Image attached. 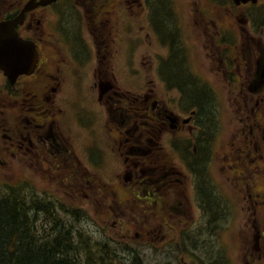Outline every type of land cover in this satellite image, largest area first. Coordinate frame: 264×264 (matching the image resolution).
I'll return each mask as SVG.
<instances>
[{"label":"flooded vegetation","instance_id":"1","mask_svg":"<svg viewBox=\"0 0 264 264\" xmlns=\"http://www.w3.org/2000/svg\"><path fill=\"white\" fill-rule=\"evenodd\" d=\"M40 1L0 0V22L15 19L25 6ZM74 1L77 6L73 5ZM263 1L236 3L235 0H228L230 12L241 29L240 37L251 32L261 35L259 40L248 36L242 48L236 45L235 40L230 46H224L223 40L230 39L228 34H224L222 25L219 27V21L216 25L211 23L213 30L210 31L215 50L212 55L216 57L213 60L217 61L218 74L223 76L230 92L236 91L239 85L243 86L242 93L245 95L241 99H245V107H239V111L241 114L251 113L239 118L245 126L238 127L234 134L237 141L233 145L236 144V149L229 148L225 154L216 155L217 161L222 163L219 170L246 201L242 208L244 214H248L242 226L248 234L243 240L245 264H264V21L259 15L264 11V6L253 7V4L259 5ZM171 7V0H54L26 11L23 22L15 26V31L23 40L34 45L37 59L30 72L21 73L14 80L5 70L0 71V164L9 169V162L19 161L29 168L28 172L43 173L45 182L49 177L52 184H90L93 187L89 191L94 198L104 199L112 195L119 204L123 202L122 186L116 184H123L124 192L130 193L129 201L136 203L142 199L161 208L163 203V207L170 211L166 222L154 226L155 230L169 228L168 221L176 218L180 229H192L191 234L182 232L180 236L187 234L185 242L189 241L196 248V241H192L193 233H197L194 231L213 232L218 222L228 215V207L216 192L218 182L213 177L212 167L218 162L213 163L211 150L201 140L204 137L203 141L210 138L213 141L215 137L199 117L200 114L204 115L203 107H206L202 105L201 98L206 97L203 87H208L207 84H197L193 78L188 81L193 84L185 83L187 73L183 71L182 59H176L183 50L169 47L161 57L156 52L151 53L154 64L150 67L153 76L163 81L166 90L171 88L170 85L178 84L180 95L165 97L162 101L152 80L149 96L142 103L137 96L129 99L122 95L121 99L115 101L117 106L111 112L109 106L110 93L117 94V89L107 79L111 73V68L107 67L112 60L113 67L120 66L117 61L121 58H117V51L113 49L117 41L125 40L121 35L122 30L137 28L144 20L148 41L154 37L162 44H171V39L175 41L176 37L161 32V24L167 27L164 22L166 15L169 18L173 10ZM199 8L197 5L196 9ZM121 9L127 13H122ZM238 9L242 10L238 12ZM140 12L142 15H138ZM63 13L65 18L71 20L68 28L62 26L58 19L63 17ZM210 13L204 8L198 16L206 20ZM63 28L66 30L63 31ZM113 28L115 37H112ZM87 33L94 40L91 43L85 37ZM133 46L132 41L125 46L124 61L137 72L138 68L132 67L137 53ZM82 52L85 59L79 60L77 57ZM70 66L76 70L74 80L82 71L81 76L91 70L90 83L84 86V91L94 95L98 92L100 103L97 100V105L102 114L95 121L87 115L84 118L82 110L79 115L76 111L71 117L73 120L76 118L77 127L69 126L65 117L61 118L66 105L70 108L77 105L70 101L73 90L62 95L72 87L70 79L63 76L64 71L67 76L70 75ZM79 66L84 68L81 72L77 71ZM173 66L179 73L174 71L170 81L164 70H170ZM130 69L127 76H131ZM188 85L201 87L197 96L194 89H188ZM149 97L155 99L151 104L147 103ZM101 101L106 102L104 106ZM195 101L200 103V110H187L190 105L196 104ZM116 112L120 113V117H112ZM64 115L68 119L69 114L65 112ZM110 116L121 124L116 126L108 118ZM213 118L210 117L211 122ZM137 120L140 122L138 125ZM90 122H95L97 135L93 134V139L106 138L107 144L114 147L118 146L116 139L119 138L116 154L122 160L123 170L114 174L105 171L104 175L103 171L97 169L105 167L100 143L91 147L85 142L90 135L80 138ZM133 123L137 125L136 133L128 137L124 132L131 130ZM138 132L140 136L136 135ZM169 144H172V148L174 146L172 152L168 150L172 149ZM127 146L128 149H124ZM93 149L98 152L92 154ZM92 165L96 170L91 172ZM22 181L32 183L28 177H23ZM129 189L132 192L143 191L144 195L141 197L138 192L135 200ZM74 195L78 197L79 192ZM113 212L116 222L120 223V211L118 213L115 209ZM206 215L210 219L204 223ZM170 230L173 231L172 226Z\"/></svg>","mask_w":264,"mask_h":264},{"label":"rangeland","instance_id":"2","mask_svg":"<svg viewBox=\"0 0 264 264\" xmlns=\"http://www.w3.org/2000/svg\"><path fill=\"white\" fill-rule=\"evenodd\" d=\"M73 5L77 6V3L74 1ZM171 5L173 10L169 13V18L166 15L167 20L165 19V15L161 13V17L165 19L164 23L167 24V27H164L160 23L162 26L161 32L163 34L169 33L176 37L175 41L171 39V44H162L154 37L151 41H148L147 29L145 28L147 25L142 16V25L139 24L137 28L130 27L128 31L122 30L121 35L125 37V40L123 42L117 41L113 49L117 51V58H121L117 61V64L120 66L118 68L113 67L114 60H112L107 67L111 68V73L107 75V79L117 89V94L110 93V98L113 99V101L110 99V112L117 106L115 101L121 99L122 95L129 97V99L137 96L139 97L137 99L138 101H144L147 96H149L148 91L151 87L152 80L162 101L165 97H177L178 94L180 95L178 84L177 86L176 84L175 86L170 85L171 88L166 90L163 86V81L155 75L153 76L150 66L154 60L150 55L156 52L161 57V55L168 52L169 47L172 49L176 48L177 50L181 49L183 53H180L176 59L179 61L182 59L183 71L187 73L185 74V83H189L188 81H190V78H193L196 80L195 82L197 84H207L208 86L206 88L203 87L206 97H202L203 99L201 98V100L203 101L202 105L204 104L206 107H203L204 115H201L199 112V117L202 124L206 125L207 130L215 136L213 141L211 138L208 141H203L205 138L201 137L202 143L207 149L211 150L214 163L217 161L216 155L225 154L228 152L229 148L234 149L236 147V144L233 145V143L237 141V139H234V134L237 133L238 127L245 126L240 122L239 118L246 116L248 113L250 115L251 113L248 111L241 114L239 111V107H245V101H243L245 99H241V96L245 95V93H242L243 86L239 85L236 91L230 92L226 86L227 82L223 79L222 75L218 74L219 70L215 66L217 61L213 60L216 57L212 55L213 52H215L212 36L210 34V31L213 30L212 24L216 25L217 21H219V27L222 25L225 29L224 34H228V39L230 40L224 39L222 43L224 46H230L235 40L236 45L242 48L248 36H254L259 40L261 35L249 32V35L243 38L240 37L241 29L237 23V19L234 18L230 12L231 9L228 0H171ZM197 5H199V9H196ZM257 6L262 8L264 6V1L259 5L253 4V7L257 8ZM204 8L211 11L210 17L206 18V20L198 16V13L202 12ZM241 10L242 9H238V12ZM259 10L260 9L257 11ZM121 11L122 13H127L125 9H121ZM233 11L236 12L235 10ZM261 12L259 15L261 14L260 16L264 21V11ZM140 14L141 12L138 15ZM62 15L64 17V13ZM63 17H59L58 19L61 20L62 26L68 28L71 20ZM210 18L212 22H210ZM246 27L247 22L245 28ZM65 28H63V31L66 30ZM73 28V26H70L71 30H74ZM175 28L178 31L177 33H175ZM178 33L180 36H177ZM85 37L90 43L94 41L88 33ZM112 37H115L114 28ZM140 37L141 39H139ZM130 41L134 43L133 48L137 49L135 60L132 62L134 65L132 67L138 68L137 72L130 69L131 67L124 61L123 52L125 46ZM77 58L79 60H84V52ZM128 68L130 69L131 76H127L129 73ZM83 69V67L81 68L79 66L77 71L80 70L79 72H81ZM69 70L71 71L70 75L67 76L66 71H64L63 76L70 79L72 87L68 88L62 95H67L73 90L70 101L77 105L71 106L70 108L62 101L61 103L66 105L64 109L67 115L69 114V117L67 119L64 112L61 118L65 117L66 123H69V126L77 127V120L75 117L73 120L71 114L77 111L79 115L83 111L84 118L88 116L90 119L96 121V118L102 116L99 106L97 105V100L98 103H100V99L97 98L99 94L97 91L96 95L84 91L86 90L84 86L90 83L91 70L81 76L83 73L82 71L80 76L76 77L78 82L76 78L74 80V73H76V70H74L72 66L69 67ZM143 70H145V72ZM147 70L149 71L148 73H146ZM174 71L177 74L179 73L175 70V66L170 70H164L166 77L170 81ZM187 87L190 90L194 89L195 96H197L198 90L201 89V87L198 86H194L193 88V86L188 85ZM91 89L94 90V88ZM126 97H124V99ZM148 100L149 102H147ZM148 100L146 102L151 104L155 99L149 97ZM195 102L196 104H192L186 109L189 111H199L200 103L197 101ZM105 103L106 102L101 101L103 106ZM174 113L178 114V111ZM119 114L120 113L116 112L112 117H120ZM211 116L214 117L212 122L210 121ZM112 117L110 116L108 118L115 122ZM122 119L124 120V118ZM94 123L95 122H90V125L85 127L83 130L84 136L81 135L80 138L90 135L89 139L85 138V142L91 147L97 145L96 143H100L102 147L100 153L103 155V165H105V167H98L97 169L103 171L104 175L106 173L105 171L114 174L121 169L123 170L124 166L122 160L116 154V150L120 143L119 138L117 137L116 139L118 146L114 147L107 144L108 140H106V138L100 137V139H98L94 137L93 139L92 135L96 134ZM118 124L120 125L121 123L119 121L115 122L116 126H118ZM136 124L138 125L140 122L137 120ZM136 124L132 127V129L135 127L133 132H131L132 129H127V131L124 132L128 137L131 136V133H136ZM115 132H118V130ZM140 134L141 133L138 132L136 135L140 136ZM124 139L125 137L123 140ZM169 148H172V144H169ZM124 149L127 150L128 146ZM168 150L172 152L174 146L172 149ZM97 152V150H92V154H96ZM9 163V169L0 164V190L4 189L7 183H10L9 185H23L26 194L38 196L40 199L51 200L56 207L55 213H57L64 222L72 225L75 230L79 229L84 231V233L91 236L93 241L95 240L96 242L108 244L110 250L114 252L115 257L117 256L114 264H130L134 256L137 255L142 260L143 264H245L243 240H245L248 234L244 231L242 226L248 214L245 215L242 208L246 205V201L239 194L237 188H233L230 185L233 183L228 182L225 175L219 170V165L222 166L220 161L215 167H212V171L215 181L218 182L216 192L223 197L222 202L228 207V215L222 222H218L219 225L213 232L194 231L198 233H193L194 236H192V241H196V248L192 246L189 241L185 242L188 238L185 236L187 234L180 236L182 232L191 234L192 229H186L187 231L180 229L176 218L168 221L169 228L163 227L162 229L155 230L154 226L166 222L165 218H169L170 211L163 207V203L161 204V208L159 205L153 206L150 203L147 204L142 199H139L136 203H133L132 200L129 201L128 196L130 193L126 194V192H124L123 184H116L117 186H122L121 195L123 196V202L121 204H119L118 201H114L112 195L104 199L95 196V198L98 199L96 201L94 195L89 191V189L93 187L90 184H52L49 177L46 178L48 180L46 181L48 183H46L43 178V173L28 172L29 168L22 165L19 161ZM93 166L94 165H92V167ZM95 170L96 167H93L90 171L92 172ZM23 177H28L32 183H22L24 182L22 181ZM130 191L129 189V192ZM76 192H79L78 197L74 195ZM138 192H140L141 197L144 195L143 191H131L133 199L136 200ZM67 193H70V195ZM173 197H175V195H173ZM58 205H63V207L68 210L79 209V212L81 211L80 217L78 219H73L70 215H66L63 210H60ZM150 205H152L153 208ZM115 209L118 213L120 211V217H122L120 223L116 222V217L113 212ZM209 219V215H206L203 222L205 223ZM52 222V218L45 215L44 211L39 212L37 226L40 230L44 227L46 230H50V226L52 225L50 223ZM171 226L173 231L170 230Z\"/></svg>","mask_w":264,"mask_h":264},{"label":"trees","instance_id":"3","mask_svg":"<svg viewBox=\"0 0 264 264\" xmlns=\"http://www.w3.org/2000/svg\"><path fill=\"white\" fill-rule=\"evenodd\" d=\"M55 209L51 200L26 194L23 185L5 184L0 190V264L115 263L117 256L107 243L75 230ZM59 209L73 219L80 217L77 208L68 210L60 205ZM41 211L53 220L50 230L37 226ZM130 264L143 262L137 255Z\"/></svg>","mask_w":264,"mask_h":264},{"label":"water","instance_id":"4","mask_svg":"<svg viewBox=\"0 0 264 264\" xmlns=\"http://www.w3.org/2000/svg\"><path fill=\"white\" fill-rule=\"evenodd\" d=\"M54 0H42L37 4H28L21 11L20 16L10 21L0 22V71L5 72L14 80L17 75L30 72L36 63L37 52L34 45L23 40L15 31V26L22 23L25 12L36 5H44ZM236 3H256L258 0H235Z\"/></svg>","mask_w":264,"mask_h":264}]
</instances>
